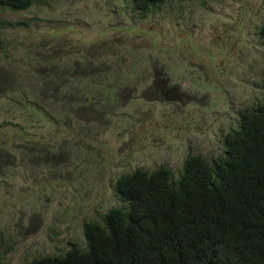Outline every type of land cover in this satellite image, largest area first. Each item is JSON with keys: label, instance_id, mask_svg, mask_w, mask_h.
Segmentation results:
<instances>
[{"label": "rangeland", "instance_id": "rangeland-1", "mask_svg": "<svg viewBox=\"0 0 264 264\" xmlns=\"http://www.w3.org/2000/svg\"><path fill=\"white\" fill-rule=\"evenodd\" d=\"M263 20L264 0L172 2L143 18L127 0L0 9L1 264L82 246L84 224L118 205L120 175L215 157L263 93ZM85 56L109 66L88 99L116 88L101 111H72L52 92Z\"/></svg>", "mask_w": 264, "mask_h": 264}, {"label": "trees", "instance_id": "trees-1", "mask_svg": "<svg viewBox=\"0 0 264 264\" xmlns=\"http://www.w3.org/2000/svg\"><path fill=\"white\" fill-rule=\"evenodd\" d=\"M38 1L0 0V9L25 11ZM127 1L143 18L186 0ZM258 35L264 40V20ZM83 60L56 75L52 92L72 111L96 103L101 111L110 103L102 96L107 100L115 85L103 89L107 95L94 90L88 97L107 81L109 66ZM92 69L100 75L83 86ZM260 88L257 101L238 111L237 126L224 134L215 157L190 154L176 173L161 165L120 175L118 205L84 224L82 246L22 264H264V68Z\"/></svg>", "mask_w": 264, "mask_h": 264}]
</instances>
